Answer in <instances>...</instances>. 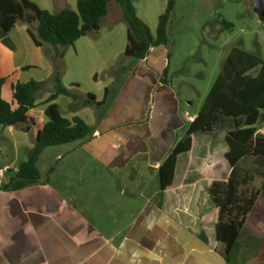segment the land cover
<instances>
[{
    "label": "crops",
    "instance_id": "0c3cea01",
    "mask_svg": "<svg viewBox=\"0 0 264 264\" xmlns=\"http://www.w3.org/2000/svg\"><path fill=\"white\" fill-rule=\"evenodd\" d=\"M14 28L12 36L38 55L26 26ZM87 44L92 47L93 39ZM157 49L111 72L102 97L92 95L100 103L106 90L104 103L84 104L91 122L80 115L81 107L72 104L67 117L58 107L62 117L82 119L88 135L44 149L35 165L36 182L20 186L16 177L33 138L21 162L16 156L10 163L1 161L0 168L9 170L0 182V264H264V207L257 206L261 194L241 229L255 215V232L247 230L240 238V231L227 261L215 239L217 208L208 189L223 180L222 171L213 157L208 159L207 145L197 140L195 148L196 139L209 133L192 136L190 151L177 157L172 185L159 190L158 169L183 137L188 126L184 113L192 102L183 105L167 85L166 54ZM38 62L44 63L45 76L20 72L10 91L16 83L51 75L47 61L40 56ZM27 66L34 67L21 63L18 69ZM2 78L9 81L7 75ZM199 109L189 114L196 116ZM22 130L26 135L31 131ZM2 149L0 145V153Z\"/></svg>",
    "mask_w": 264,
    "mask_h": 264
},
{
    "label": "rangeland",
    "instance_id": "374dc122",
    "mask_svg": "<svg viewBox=\"0 0 264 264\" xmlns=\"http://www.w3.org/2000/svg\"><path fill=\"white\" fill-rule=\"evenodd\" d=\"M39 9L52 14L63 9H76V0H28ZM169 0H133L137 17L148 27L152 36L159 16L164 12ZM253 0H175L173 11L170 14L166 27V44L158 47L157 54L165 52L167 69L165 79L167 85L175 95L186 104L192 102L187 109L194 114L202 105L211 85L221 72L228 53L237 48L254 55L264 62V17H260L252 9ZM118 5L111 2L108 14L100 25V31L74 43L72 47H57L44 45L36 49L33 56L23 48L22 42L15 34V28L9 35L0 30V75L9 77V81L2 88V98L11 101L10 84L15 75L20 73L24 77L35 75L45 76V65L38 62L40 56L51 66L56 67L60 74L61 84L72 93V97L59 96L57 104L65 117L72 104L81 107L80 115L91 122V111L85 107L89 101L88 95L98 99L102 97L103 89L108 85L111 72L121 66L134 62L135 59L124 56L126 45V24L121 18ZM227 24L230 27L226 28ZM26 23L18 24V26ZM36 26V25H34ZM88 39H93V46L89 47ZM33 46V45H32ZM15 54L12 59L11 55ZM62 54V57L56 55ZM43 62V60H41ZM33 64L34 67H24L19 70L20 64ZM17 70L15 73L13 71ZM14 73V75H12ZM96 78L93 79V74ZM252 72L251 75H254ZM51 75L39 82H46L47 87L40 91L35 100L36 108L32 113L42 122L49 121L46 115L45 100L52 92ZM35 81V80H33ZM88 98V99H87ZM263 113V112H262ZM90 114V115H89ZM242 123L236 124L231 119L218 118L215 127L209 134L198 137L197 143L203 142L208 146V159L214 158L217 168L224 169L223 154L226 150L223 138L226 132L233 130ZM257 133L264 135V115L256 123ZM28 128V127H27ZM23 126L3 128L0 126V145L4 149L0 153V163L12 162L16 156L21 162L25 156V148L32 143V134H24ZM202 151L203 145H202ZM186 157L183 159L186 163ZM222 163V164H221ZM226 171L220 175L225 177ZM234 178L247 183V190L259 191L258 207H264V161L247 157L238 162L233 169ZM255 215L248 219L246 227L240 233V238L246 235L247 230H254ZM240 240V239H239Z\"/></svg>",
    "mask_w": 264,
    "mask_h": 264
},
{
    "label": "trees",
    "instance_id": "16d2710c",
    "mask_svg": "<svg viewBox=\"0 0 264 264\" xmlns=\"http://www.w3.org/2000/svg\"><path fill=\"white\" fill-rule=\"evenodd\" d=\"M111 2L118 5L126 24L123 53L126 58L144 60L152 49L166 44V27L175 0L167 2L158 18L154 36L137 17L133 0H76L75 10L63 9L54 14L39 9L28 0H0V30L7 35L16 25L26 23V32L36 48L42 49L44 45L71 47L80 38L99 31L100 22L107 15ZM32 25L36 26L33 28ZM224 26L230 27L227 24ZM56 56L61 58L62 54ZM166 72L167 69L163 72L164 78ZM252 72L255 74L251 75ZM49 81L52 92L44 102L49 121L42 123L32 110L36 108L37 94L47 87V83L32 80L16 83L11 87V101L8 102L2 98L6 79H0V126L10 129L18 125L29 127L34 141L27 160L18 167L16 177L20 186L38 180L35 165L44 149L84 140L88 135V127L82 119L73 117L69 120L59 112L56 99L59 96L72 97V93L62 86L55 66ZM104 93L106 96V90ZM105 96L100 103H95L92 95H88V98L92 105L100 106ZM261 115H264V62L233 48L194 122L188 124L183 137L175 144L157 173L159 190L164 191L172 185L177 157L190 151L193 135L212 132L218 118L242 123L226 132L223 138L226 151L223 154L225 167L221 171H226L227 176L214 181L208 189L209 198L217 208L215 239L223 246L226 261L260 193L248 191L245 188L247 183L234 178L232 172L244 158L264 161V135L258 134L255 127Z\"/></svg>",
    "mask_w": 264,
    "mask_h": 264
},
{
    "label": "water",
    "instance_id": "95a60500",
    "mask_svg": "<svg viewBox=\"0 0 264 264\" xmlns=\"http://www.w3.org/2000/svg\"><path fill=\"white\" fill-rule=\"evenodd\" d=\"M252 9L260 17H264V0H253ZM27 130L29 131L30 128L28 127Z\"/></svg>",
    "mask_w": 264,
    "mask_h": 264
},
{
    "label": "built area",
    "instance_id": "2783aa9c",
    "mask_svg": "<svg viewBox=\"0 0 264 264\" xmlns=\"http://www.w3.org/2000/svg\"><path fill=\"white\" fill-rule=\"evenodd\" d=\"M184 117L186 119L187 124H191L194 122L195 120V116H191L189 113L185 112L184 113ZM9 170L8 167H3L0 168V182L4 179L5 174L7 173V171Z\"/></svg>",
    "mask_w": 264,
    "mask_h": 264
}]
</instances>
